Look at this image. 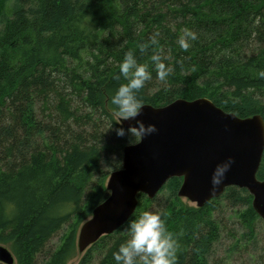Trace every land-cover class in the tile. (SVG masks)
<instances>
[{
  "label": "trees",
  "instance_id": "obj_1",
  "mask_svg": "<svg viewBox=\"0 0 264 264\" xmlns=\"http://www.w3.org/2000/svg\"><path fill=\"white\" fill-rule=\"evenodd\" d=\"M185 28L198 33L187 51L178 45ZM129 51L152 73L137 93L143 104L206 97L264 119V0H0V244L14 264H116L113 252L144 211L163 214L179 242L176 264H222V236L229 256L256 249L260 217L247 189L228 186L197 207L172 177L151 199L139 193L122 226L78 252L79 226L107 198L128 144L112 130L122 125L111 97L127 82L117 77ZM153 54L173 66L166 80ZM256 176L264 180V151ZM221 202L238 207L237 227L221 230Z\"/></svg>",
  "mask_w": 264,
  "mask_h": 264
},
{
  "label": "water",
  "instance_id": "obj_2",
  "mask_svg": "<svg viewBox=\"0 0 264 264\" xmlns=\"http://www.w3.org/2000/svg\"><path fill=\"white\" fill-rule=\"evenodd\" d=\"M136 120L155 124L158 131L139 144L123 147L122 167L107 178V198L79 226V253L122 226L134 212L139 193L151 199L172 177L181 178L178 195L197 207L220 196L228 186L245 188L252 195V207L264 220V180L256 176L264 151V119L260 114L239 117L206 97L178 98L158 107L144 104L135 119L121 125L127 129ZM228 157L234 163L213 192V171ZM0 262L15 263L14 255L3 244Z\"/></svg>",
  "mask_w": 264,
  "mask_h": 264
},
{
  "label": "clouds",
  "instance_id": "obj_3",
  "mask_svg": "<svg viewBox=\"0 0 264 264\" xmlns=\"http://www.w3.org/2000/svg\"><path fill=\"white\" fill-rule=\"evenodd\" d=\"M197 39L196 31L185 28L183 34L179 36L178 45L187 51ZM152 43H157L155 36L152 37ZM141 48L143 50V46ZM151 60L160 80H166L173 72V66L166 64L159 54H153ZM119 69L117 78L122 76L127 82L121 84L115 91L111 97V104L116 106V115L121 118L122 124L123 121L135 119L141 113L144 104L137 93L152 79V73L148 70L147 64L137 62L132 51L125 54ZM260 75L264 77V72ZM112 130L117 137H127L129 145L139 144L145 136L158 131L155 124L145 125L142 120H136L135 125H129L127 129L121 126ZM233 163V158L228 157L216 165L211 178L213 192L222 184ZM127 231L129 238L120 245L118 251L113 252L116 264H176L179 242L167 229L163 214L144 211L128 224Z\"/></svg>",
  "mask_w": 264,
  "mask_h": 264
},
{
  "label": "rangeland",
  "instance_id": "obj_4",
  "mask_svg": "<svg viewBox=\"0 0 264 264\" xmlns=\"http://www.w3.org/2000/svg\"><path fill=\"white\" fill-rule=\"evenodd\" d=\"M161 196L163 195L161 194ZM181 199L189 205H195L194 202L189 201L186 197H181ZM237 209L238 207L232 209L231 207L228 208L223 206L222 202L220 203L217 210L218 213L216 212V214L223 226L221 230L235 227L238 224L239 219L236 216ZM255 231L258 240L255 250L251 249L252 245H246L229 256L228 250L225 251L229 247V238L222 236V242L215 247L214 258L218 259L222 264H264V220L261 217L259 220L255 221ZM60 235L61 232L56 234L51 240V244H57ZM3 245L8 248L6 244ZM77 261L78 256L69 261V264H75Z\"/></svg>",
  "mask_w": 264,
  "mask_h": 264
}]
</instances>
